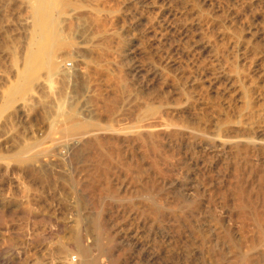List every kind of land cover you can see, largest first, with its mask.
Listing matches in <instances>:
<instances>
[{
    "label": "rangeland",
    "instance_id": "374dc122",
    "mask_svg": "<svg viewBox=\"0 0 264 264\" xmlns=\"http://www.w3.org/2000/svg\"><path fill=\"white\" fill-rule=\"evenodd\" d=\"M32 2V0H0V111L2 112V114L0 112V264H55V262L56 264H61L60 261L62 259V261H64L67 256H70L69 258H66L68 261H72V259L75 261L77 254H66L62 251V248L67 242L69 243L71 241V244L73 240L75 242L79 235L85 236V233L88 235L83 237L84 243L86 242L89 244L88 242L91 241L92 243L96 240L97 232L93 229L96 225V218L98 219L99 217L105 220L106 224H104L103 227L106 231L109 229L107 232L112 233L111 236L113 237V240H110L106 236L103 237L105 247L107 243V249L110 246L114 249L113 254L109 252L111 248L109 250L106 249L101 258L102 263L115 264V261L119 258L120 260H117L119 261V264H172V258L170 255L171 246L169 243L171 225L169 221V210L167 207L169 199L173 197L174 194L184 195L191 189L192 191L194 189H200V191L203 192L205 191V188H210V185L212 187H218L221 184L224 187V185H227L232 181V178L234 179V177H232V171H234V157L232 153L223 152L218 146L220 144L219 141V143L217 141H212L215 143L212 144V137L213 139L218 137L221 138L224 134L225 137L230 135H240L245 137L248 134V136L253 137L254 135L257 139H262V141H264V0H67V2L70 3V8H68L67 11L68 13L75 9L76 11L78 10L77 12L74 11L75 15L73 16L76 20L72 18L73 21L70 26H63L65 29L64 33L66 32L64 34L65 38L69 37L68 41L66 40L69 46L61 50L59 49V51L56 52L53 64H57V68H55L56 66H53V68L51 66L49 68L44 67L37 69V75L34 74L36 76L34 82H31L29 90L22 93L17 92V95L15 94V87L19 86L18 83H24L25 75L27 73L26 60L29 52L28 50L33 47L30 45V42L33 43L31 40H33L34 37H32L34 27L30 14ZM183 4H185V6ZM85 7L87 8L85 9ZM96 8L98 11H96ZM101 8L104 9L102 10ZM90 9L93 10L90 11ZM201 12L202 15L199 17ZM94 13L99 16L104 15V17L102 16L101 18L107 20L108 27H106V30L108 28V34L113 33L112 36H115L112 40L114 41L113 44L111 42L110 51L106 53V55L108 54L107 56L98 55V53L92 52L91 50L92 44L94 41H97V33L95 32L97 26L95 25L94 20H91V15ZM192 37H195L194 40ZM123 44L126 46L124 47V50ZM158 45L160 46L157 47ZM76 46L77 48H75ZM256 48L257 50H255ZM215 49L217 51H215ZM95 57L99 58L101 62ZM159 58H161V60ZM159 60L161 61L160 63ZM186 63L190 65H187ZM162 65H165L167 68H164ZM156 66H158V68L161 67L162 69H157ZM50 68L51 70L54 69L52 70L53 72L49 70ZM153 68H156L157 70H154ZM189 68L191 69L189 70ZM160 70L164 72L165 75L167 74L166 79H168V81L166 80L167 83L164 81L166 86L165 84L161 86L163 80L159 81L161 85L157 82L158 80H155L157 77L154 76V72H161ZM182 72H185L187 75ZM168 73L170 76H168ZM192 73H195V76ZM179 74H181V77H179ZM184 74L187 77L184 76ZM236 75V80H241L240 82L243 83L241 84L238 81L239 83L237 82L234 86L229 83V80H234ZM241 75L243 76L241 77ZM173 77L178 79L176 80ZM123 78H125V81ZM181 78L183 80L190 79H188L189 83L187 82L190 86L186 83L185 88L189 89L192 87L189 89L190 91L192 90L191 93L188 92V90V97L185 98L186 95H184V99L179 96L181 93L178 94L177 92V89L179 88L177 85L181 83ZM193 79H197V82H190L193 81ZM174 82L177 83V88H175L176 86ZM244 84L246 89L249 88V94L246 90L247 95L251 94L249 98L255 103L250 104V106H253L248 109L250 110V119H248L250 124L248 123V120L246 124L245 119L243 120L242 118L243 122H245L243 123L245 127H242L244 125L241 127L238 125L239 127L232 126L234 129H231L232 123L230 122L233 121L234 116L241 119V117L239 118L241 114L239 112L242 110V114L245 112L247 113L245 107L247 108L248 105L245 106L247 103L244 104L245 99H243L245 98L243 95V90H245V86H243ZM202 85L203 87L206 86L205 89H203ZM241 85L243 86V89L241 88ZM195 86H198V89H196ZM193 87H195V89ZM164 91L167 94H165ZM12 94L13 96L17 95L16 100L15 97L14 99L12 98ZM115 94L117 95L113 96ZM190 94L192 95L190 96ZM110 95L113 97L121 95V97L119 96L118 98H115L116 100L118 99L117 101H113L114 103L118 102L116 105H113L112 102H110V106L108 105L109 107L113 106V108H116V111L112 108V111H115L113 112L115 115H112V120L109 122L103 120V122L101 118L105 116L106 111L108 112V109L105 108L104 104L106 103V100L107 104L109 103L108 101L112 97ZM193 96L195 98H192ZM242 96L243 98H241ZM9 97L15 101L12 102V100L11 105ZM155 98L157 100L159 98V100H162V103L160 102L161 105L160 103L158 104L159 100L157 101ZM197 98H199V100H197ZM115 99L113 98V100ZM148 99H150L149 102H147ZM166 100L168 105H163L167 104L166 102H163ZM75 101L77 102L76 104ZM246 101L248 100L246 99ZM8 102H10L9 105ZM63 103L65 105H72L74 103L77 106V110H79V115L82 114V116H80L81 119L93 120L99 123L95 126V129L93 127L91 128V131L89 130L90 132L88 131L89 133H85V136L90 133L93 134L96 130L94 133L101 132L103 133V136L109 135L115 140V142H117L115 144H118L117 146L119 148L116 145L114 146L116 147L114 154L120 153V157L116 156V158L114 155L112 163H109L110 165L108 166V170L112 171V173L111 171L108 173L110 178L109 181H111L110 183L114 184V186L116 185L115 188L117 194H110L109 197L104 198L105 200L102 199V202H99L100 200H98V196L95 195L96 193L98 194L100 185L98 186V183L95 184V186L97 185L96 189H99L96 190L93 188L97 191L96 192L95 190H91L93 185L90 184L93 179L92 174L96 173L94 169L98 170L96 163L86 159V157H83L82 159L80 157L77 158L76 155H71L70 152H67V147L65 148L66 144H68V146L71 144L72 147L73 142L76 143L77 140L80 139L79 136L84 138V135L63 138L64 136L60 131H56V133H58L57 135L55 132H53L55 135H49L51 130L50 125L54 122L57 115V107L59 108V106L64 105ZM151 103L155 105L157 104V110L161 106L159 111L163 109L162 113L166 110V116L164 113L162 115L166 118L169 117V119L172 118L171 120H177V122L174 123H180V121L183 122L188 117V122L196 123V125H198L197 128L200 124V127L205 131V137L199 136L200 138L203 137L202 139L199 137L191 138L189 134H187L186 137V134H180V136L166 141V148L164 147V144L163 147H161V149H163L161 150L162 152L159 150V154L157 155L156 153H158V151L154 152L149 147L148 150H146L147 148H143L144 144L140 142L138 136L136 137L137 133L135 131L138 130L136 128H139L142 125L145 118H142L141 121L140 116L143 115L142 117H145L146 113L143 112H146L147 107ZM169 103H172L173 106ZM187 103L191 106V103L196 104L192 107H189L190 105L188 104L187 107ZM184 104L185 108L188 109L183 108ZM174 105L177 106L174 107ZM179 105L182 106L181 108L183 109H181ZM164 106L169 107L164 108ZM171 107L175 108L174 112L176 111L177 113L175 112V114H173L174 112ZM176 107L179 108V111ZM182 110L187 114L183 113V115L186 116V119H183L185 116L183 117L181 113ZM192 111H194V114ZM232 112L235 115H233ZM169 113L171 116L168 115ZM178 113H180L181 116H179L180 114L177 115ZM226 113L229 114L231 119L233 116V119L231 120L229 119L230 117H228L226 120V117L228 116ZM178 116L180 117V120L178 119ZM193 117H196L197 120L200 121L198 122L195 120L196 118ZM115 118L117 120H114ZM202 118L204 121H202ZM222 118L225 122L220 121ZM238 119L236 121H238ZM135 124L139 126L137 127ZM226 124H228V128H226ZM223 125L225 129L224 127L222 129L224 130L220 128ZM131 127L132 129H130ZM246 127L248 128L245 129ZM102 129L104 130L102 131ZM248 129H250V131H248ZM219 130L221 132H218ZM219 134H222L221 137L218 136ZM52 136L55 137L51 140ZM209 138L210 141L208 140ZM140 143H142L143 146ZM52 145L57 147V149ZM28 146L29 148L31 146L30 149H32V151L28 149L29 151L27 153H30L28 155L26 153L27 150H25V153L23 152V154L26 155L24 156L22 154L23 157L21 156V158L25 157L24 159L19 158L20 160H17L16 157H13L16 156L14 154L23 151ZM15 149L17 150L13 151ZM43 149L45 150L43 151ZM168 151L170 155L168 154ZM145 152L147 153L145 154ZM61 153L66 157L64 158ZM165 154L168 155L166 156ZM263 154L264 150L253 152L249 161H251V164L253 165H261L260 167L264 168ZM153 155L157 157L158 161ZM192 156H194V158H192ZM253 156L254 158H252ZM223 160H225V162ZM241 162L243 163V161ZM242 163L240 165L244 167L245 163ZM153 165L158 166L156 168ZM158 171H160V173H158ZM199 175L200 177H198ZM88 176H91L90 178L92 179ZM202 176L204 177L202 178ZM193 186H196V188ZM147 187L150 188V190L154 187L153 191L151 190V194H153L152 200L157 201L162 199L163 206L160 208V214L157 217L158 219L153 217L155 215L153 212H150V207H148L151 206L153 202L147 201L140 196L139 191L141 189L145 190ZM175 190L178 191L176 192ZM118 192L120 194H118ZM151 194L150 196L152 197ZM166 197L168 198L166 199ZM217 197L218 196L215 198V202L218 203L217 206L222 207L223 203L221 202V199ZM146 204H148V206ZM218 209V213L221 214L220 208ZM98 214L100 216H98ZM163 219L166 220L164 221ZM75 226L77 227L75 228ZM87 229L89 231H87ZM137 241H140L144 245L143 250L135 247ZM112 243H114V245L108 246ZM168 248L170 249L168 250ZM60 249L65 253L62 254L64 257L61 256ZM68 261L65 260V262Z\"/></svg>",
    "mask_w": 264,
    "mask_h": 264
},
{
    "label": "bare ground",
    "instance_id": "6f19581e",
    "mask_svg": "<svg viewBox=\"0 0 264 264\" xmlns=\"http://www.w3.org/2000/svg\"><path fill=\"white\" fill-rule=\"evenodd\" d=\"M32 4H31V18H32V23H33V27H34V33L32 35L33 37V43L30 42L33 47L32 49L28 50V56H27V63H26V68H27V73L25 75V80H24V83L23 84H19V86H16L15 87V94H17V92H24V91H27L29 90L30 88V84L31 82L33 81L34 82V79H35V76L37 75L36 74V70L39 69V68H46V67H51L53 68V66L55 67L56 65H54L53 63V60H54V56H56V52L59 51V49H63L67 46H69V44L67 43L68 41V38H65V29L63 28V26H70V24L72 23V18H74L73 16L75 15V10L71 11V12H67L68 11V8H70V3L67 2V0H32ZM86 1V0H85ZM97 1V0H96ZM108 1V0H107ZM181 1V0H180ZM185 1V0H184ZM81 2V1H80ZM84 2V1H82ZM75 3V2H74ZM80 4V3H79ZM100 4V3H99ZM97 4V5H99ZM107 4V3H106ZM160 4V3H159ZM88 5V4H87ZM86 5V6H87ZM108 5V4H107ZM113 5V4H112ZM185 6V4H183ZM181 6V5H180ZM199 6V5H198ZM76 7V6H75ZM88 7V6H87ZM85 7V9L87 8ZM96 7V6H95ZM104 7V6H103ZM111 7V6H110ZM117 7V6H116ZM30 8V7H29ZM99 8V6H98ZM186 8V7H185ZM184 8V9H185ZM193 8V7H192ZM204 8V7H203ZM78 9V8H77ZM89 9V7H88ZM97 9V8H96ZM102 9V8H101ZM104 9V8H103ZM102 9V10H103ZM117 9V8H116ZM160 9V8H159ZM199 9V8H198ZM205 9V8H204ZM93 10V9H92ZM90 9V11H92ZM95 10V9H94ZM119 10V9H118ZM137 10V9H136ZM140 10V9H139ZM75 11V12H74ZM83 11V9H82ZM86 11V10H85ZM88 11V10H87ZM98 11V9L96 10ZM124 11V10H123ZM154 11V10H153ZM195 11V10H194ZM95 12V11H93ZM102 12V11H101ZM100 12V13H101ZM121 12V11H120ZM143 12V11H142ZM200 12V11H199ZM198 12V13H199ZM82 13V12H81ZM84 13V12H83ZM88 13V12H87ZM111 13V12H110ZM77 14V13H76ZM92 14V13H91ZM99 14V12H98ZM88 15V14H87ZM118 15V14H117ZM146 15V14H145ZM149 15V14H148ZM189 15V14H188ZM193 15V14H192ZM200 15H202V12L201 14H199V17ZM80 16V15H79ZM104 17V15H102ZM101 15H97L96 13H94L93 15H91V20H94V23L95 25L97 26V30H95V32L97 33V41L92 44V52H96L98 53V55L100 54L101 56L102 55H106V53H108L110 50V45H111V42L113 44L114 41L113 38H115V36L113 37L112 34H108L107 30H106V27L107 26V20L101 18L102 17ZM111 16V15H110ZM180 16V15H179ZM186 16V15H185ZM197 16V15H196ZM210 16V15H209ZM76 17V16H75ZM148 17V16H147ZM164 17V16H163ZM187 17V16H186ZM87 18V17H86ZM106 18V17H105ZM195 18V16H194ZM193 18V19H194ZM197 18V17H196ZM76 20V18H74ZM111 19V18H110ZM191 19V18H190ZM81 20V19H80ZM171 20V19H170ZM179 20V19H178ZM192 20V19H191ZM200 20V19H199ZM122 21V20H121ZM134 21V20H133ZM81 22V21H80ZM182 22V21H181ZM194 22V21H193ZM216 22V21H215ZM93 23V21H92ZM93 23V24H94ZM113 23V22H112ZM118 23V22H117ZM127 23V22H126ZM212 23V22H211ZM172 24V23H171ZM192 24V23H191ZM126 25V24H125ZM135 26V24H134ZM74 27V26H73ZM80 27V26H79ZM113 27V26H112ZM75 28V27H74ZM96 28V27H95ZM146 28V27H145ZM177 28V27H176ZM139 29V28H138ZM175 29V28H174ZM68 30V29H67ZM119 30V29H118ZM143 30V29H142ZM151 30V28H150ZM167 31V30H166ZM165 31V32H166ZM169 31V30H168ZM194 31V30H193ZM198 31V30H197ZM202 31V29H201ZM212 31V30H211ZM148 32V31H147ZM75 33V32H74ZM174 33V32H173ZM83 34V33H82ZM120 34V33H119ZM165 34V33H164ZM188 34V33H187ZM71 35V34H70ZM73 35V34H72ZM191 35V33H190ZM189 35V36H190ZM195 35V34H194ZM193 35V36H194ZM213 35V34H212ZM121 36V35H120ZM149 36V35H148ZM151 36V35H150ZM188 36V37H189ZM202 36V35H201ZM73 37V36H72ZM159 37V36H158ZM187 37V39H188ZM196 37V36H195ZM194 37V38H195ZM203 37V36H202ZM121 38V37H120ZM133 38V37H132ZM194 38L192 37V39L194 40ZM118 39V38H116ZM191 39V38H190ZM191 39V40H192ZM203 39V38H201ZM67 40V41H66ZM149 40V39H148ZM173 40V39H172ZM189 40V39H188ZM187 40V41H188ZM204 40V39H203ZM206 40V39H205ZM249 40V39H248ZM190 41V40H189ZM239 41V40H238ZM236 41V42H238ZM83 42V41H82ZM85 42V41H84ZM195 42V41H194ZM209 42V41H208ZM160 43V42H159ZM197 43V42H196ZM241 43V42H240ZM143 44V43H142ZM183 44V43H182ZM185 44V43H184ZM214 44V43H213ZM237 44V43H236ZM235 44V45H236ZM73 45V44H72ZM85 45V44H84ZM124 45V44H123ZM195 45V44H194ZM207 45V44H206ZM205 45V46H206ZM215 45V44H214ZM234 45V46H235ZM259 45V44H258ZM74 46V45H73ZM117 46V45H116ZM122 46V45H120ZM160 45H158L157 47H159ZM124 47H126L125 45L123 46V50H124ZM146 47V46H145ZM154 47V46H153ZM179 47V46H178ZM177 47V48H178ZM191 47V46H190ZM77 48V46L75 47ZM74 48V49H75ZM214 48V47H213ZM217 48V47H216ZM261 48V47H260ZM72 49V48H70ZM73 49V50H74ZM126 49V48H125ZM140 49V48H139ZM187 49V48H186ZM77 50V49H76ZM118 50V49H117ZM203 50V49H202ZM201 50V51H202ZM210 50V49H209ZM257 50V48L255 49ZM69 51V50H68ZM113 51V50H112ZM184 51V50H183ZM215 51H217L215 49ZM80 52V50H79ZM118 52V51H116ZM127 52V50H126ZM133 52V51H132ZM158 52V51H157ZM83 53V52H82ZM155 53V52H154ZM161 53V52H160ZM192 53V52H191ZM196 53V52H195ZM212 53H217V52H212ZM258 53V52H256ZM74 54V53H73ZM188 54V53H187ZM194 54V53H193ZM211 54V53H210ZM68 55V54H67ZM93 55V54H92ZM125 55V54H124ZM127 55V54H126ZM185 55V54H184ZM199 55V54H198ZM216 55V54H215ZM223 55V54H222ZM58 56V55H57ZM62 56V54H61ZM60 56V57H61ZM115 56V55H114ZM159 56V55H158ZM196 56V55H195ZM235 56V55H234ZM134 57V56H133ZM218 57V56H217ZM57 58V57H55ZM70 58V57H69ZM75 58V57H74ZM96 58V57H95ZM116 58V57H115ZM139 58V57H138ZM194 58V57H193ZM216 58V57H215ZM226 58V57H225ZM58 59V58H57ZM72 59V58H71ZM70 59V60H71ZM96 59H99V58H96ZM108 59V58H107ZM119 59V58H118ZM154 59V58H153ZM152 59V60H153ZM161 60V58H159ZM189 59V58H188ZM197 59V57H196ZM202 59V58H201ZM222 59V58H221ZM109 60V59H108ZM130 60V59H129ZM128 60V61H129ZM159 60V63L161 62ZM173 60V59H172ZM177 60V59H176ZM183 60V59H182ZM191 60V59H190ZM226 60V59H225ZM25 61V62H26ZM91 61V60H90ZM93 61V60H92ZM100 61V59H99ZM103 61V60H102ZM115 61V60H114ZM118 61V60H117ZM158 61V60H156ZM169 61V60H168ZM189 61V60H188ZM195 61V60H194ZM198 61V60H197ZM219 61V60H218ZM217 61V62H218ZM229 61V60H228ZM227 61V62H228ZM235 61V60H234ZM94 62H95V59H94ZM101 62V61H100ZM154 62V61H153ZM179 62V61H178ZM186 62V60H185ZM203 62V61H202ZM67 63V62H66ZM122 63V62H121ZM158 63V62H157ZM205 63V62H204ZM213 63V62H212ZM60 64V63H59ZM79 64V63H78ZM187 65H190L188 63H186ZM199 64V63H198ZM202 64V63H201ZM217 64V63H216ZM67 65V64H66ZM99 65V64H98ZM97 65V66H98ZM166 65V64H165ZM165 65H162L164 66V68H167L165 67ZM168 65V64H167ZM194 65V64H193ZM60 66V65H59ZM103 66V65H102ZM101 66V67H102ZM111 66V65H109ZM125 66V65H123ZM207 66V65H206ZM205 66V67H206ZM223 66V65H222ZM230 66V65H229ZM232 66V65H231ZM118 67V66H117ZM120 67V66H119ZM180 67V66H179ZM57 68V66L55 67ZM61 68V67H60ZM75 68V67H74ZM73 68V69H74ZM144 68V67H143ZM157 69H160L158 68V66H156ZM155 68V69H156ZM183 68V67H182ZM199 68V67H198ZM222 68V67H221ZM232 68V67H231ZM114 69V68H113ZM134 69V68H133ZM154 69V68H153ZM154 69V70H155ZM156 69V70H157ZM162 69V68H161ZM169 69V68H168ZM167 69V70H168ZM174 69V68H173ZM185 69V68H183ZM191 68H189L190 70ZM215 69V67H214ZM235 69V68H234ZM233 69V70H234ZM237 69V68H236ZM241 69V67H240ZM48 70V69H47ZM51 70V68L49 69ZM54 70V69H52ZM51 70V71H52ZM107 70V69H105ZM172 70V68H171ZM170 70V71H171ZM176 70V69H175ZM182 70V69H181ZM187 70V69H186ZM221 70V69H220ZM25 71V72H26ZM88 71V70H87ZM161 71V70H160ZM164 71V69H163ZM204 71V70H203ZM202 71V72H203ZM217 71V70H216ZM241 71V70H240ZM38 72V71H37ZM50 72V71H49ZM53 72V71H52ZM62 72V71H61ZM68 72V71H67ZM84 72V71H83ZM122 72V71H121ZM150 72V71H149ZM154 72V71H153ZM165 72V71H164ZM164 72H154V76L157 77V79L155 80H158L157 82L159 83V81L163 80L162 81V85L163 86L165 83L164 81L167 83L168 79H166V76L167 74L165 75ZM176 72V71H175ZM191 72V71H190ZM189 72V73H190ZM194 72V71H193ZM218 72V71H217ZM66 73V72H65ZM117 73V71H116ZM182 73H185V72H182ZM196 73V72H195ZM195 73H192L194 74L195 76ZM214 73V72H213ZM228 73V72H227ZM243 73V72H242ZM25 74V73H24ZM23 74V75H24ZM36 74V75H34ZM68 74V73H67ZM89 74V73H88ZM141 74V73H140ZM186 74V73H185ZM184 74V76H186ZM219 74V73H218ZM238 74V73H236ZM245 74V73H244ZM22 75V74H21ZM60 75V74H59ZM65 75V74H64ZM70 75V74H69ZM121 75V74H120ZM181 74H179V77ZM191 75V74H190ZM189 75V76H190ZM197 75V74H196ZM202 75V74H201ZM212 75V74H211ZM66 76V75H65ZM71 76V75H70ZM90 76V75H89ZM124 76V75H123ZM122 76V77H123ZM168 76L169 73H168ZM240 76V75H239ZM243 75H241L242 77ZM20 77V76H19ZM22 77V76H21ZM34 77V78H33ZM40 77V76H39ZM85 77V76H84ZM92 77V76H91ZM138 77V76H137ZM145 77V76H144ZM154 77V78H155ZM183 77V76H182ZM187 77V76H186ZM214 77V76H213ZM230 77V76H229ZM232 77V76H231ZM38 78V76H37ZM41 78V77H40ZM55 78V77H54ZM67 78V77H66ZM126 78V77H125ZM125 78L124 81H125ZM153 78V79H154ZM174 79H176L175 77H173ZM191 78V77H190ZM197 78V77H196ZM240 78V77H238ZM244 78V77H243ZM247 78V77H246ZM33 79V80H32ZM105 79V78H104ZM112 79V78H111ZM172 79V78H171ZM178 79V78H177ZM176 79V80H177ZM182 79V78H181ZM189 79V78H188ZM188 79H185V80H181V83L179 85H177L179 88L177 89V92L178 94L181 93V95H179L180 97H184V95H186L185 98L188 97L187 95V91L189 89L185 88L186 86V83L188 82ZM231 79V78H230ZM234 79V78H232ZM237 79V75H236V78L234 80H229V83H231V85H234L237 84V82L241 81V80H236ZM242 79V78H240ZM21 80V78H20ZM39 80V79H38ZM69 80V79H67ZM93 80V79H92ZM95 80V79H94ZM116 80V79H115ZM131 80V79H130ZM167 80V81H166ZM173 80V79H172ZM190 80V79H189ZM197 80V79H196ZM193 79V81H190V82H194L196 81ZM206 80V79H205ZM247 80V79H246ZM106 81V79H105ZM121 81V80H120ZM128 81V80H127ZM126 81V82H127ZM199 81V80H198ZM210 81V80H209ZM217 81V80H216ZM243 81V80H242ZM19 82V81H18ZM70 82V81H69ZM114 82V81H113ZM125 82V83H126ZM176 82V81H175ZM174 82V83H175ZM197 82V81H196ZM238 82V83H239ZM86 83V82H85ZM120 83V82H119ZM170 83V82H168ZM189 83V82H188ZM187 83L188 86H190L189 84ZM202 83V82H201ZM241 83V82H240ZM243 83V82H242ZM241 83V84H242ZM245 83V82H244ZM252 83V81H251ZM34 84V83H33ZM39 84V83H38ZM60 84V83H59ZM105 84V83H104ZM111 84V83H110ZM129 84V83H128ZM171 84V83H170ZM177 83H175V86H176ZM197 84V83H196ZM199 84V82H198ZM197 84V85H198ZM203 84V83H202ZM213 84V83H212ZM224 84V83H223ZM259 84V83H257ZM61 85V84H60ZM89 85V84H88ZM106 85V84H105ZM157 85V84H156ZM169 85V84H167ZM172 85V84H171ZM174 85V84H173ZM182 85V86H181ZM194 85V84H193ZM204 85V84H203ZM202 85V87H203ZM221 85V84H220ZM239 85V84H238ZM249 85V84H248ZM247 85V86H248ZM253 85V84H252ZM124 86V85H123ZM127 86V85H126ZM166 86V84H165ZM164 86V87H165ZM174 86V87H175ZM177 86L175 88H177ZM201 86V85H200ZM218 86V85H217ZM222 86V85H221ZM226 86V85H225ZM242 86V85H241ZM240 86V87H241ZM245 86V84L243 85ZM243 86L241 87L243 89ZM163 87V88H164ZM196 87V86H195ZM195 87H193L195 89ZM206 87V86H205ZM205 87H203V89H205ZM33 88V87H32ZM88 88V86H87ZM91 88V87H90ZM140 88V87H139ZM173 88V87H171ZM201 88V87H200ZM229 88V87H228ZM236 88V87H235ZM245 90L243 95L245 98H243V96L241 98L246 99L248 101H244V104L245 106H247V108L245 107V109H247V113L245 114H242V110L239 116V118L241 117V119H238V117L234 116V119H233V116H232V119L233 121H231L230 123H232L231 125V129H234L232 128L233 127H241L242 125H244L243 123V120L245 119L246 121V124H247V120L250 119V110H248L250 107V104L253 103V101L251 100V98H249L250 95H247V92L249 94V88L246 89V86L244 87ZM35 89V87H34ZM73 89V88H72ZM108 89V88H107ZM119 89V88H118ZM193 89V90H194ZM196 89H198V86L196 87ZM202 89V88H201ZM217 89V88H216ZM221 89V88H220ZM226 89V88H225ZM240 89V88H239ZM59 90V89H58ZM85 90V89H84ZM133 90V89H132ZM141 90V89H140ZM175 90V89H174ZM241 90V89H240ZM247 90V92H246ZM31 91V89H30ZM37 91V90H36ZM69 91V90H68ZM116 91V90H115ZM162 91V90H161ZM176 91V90H175ZM174 91V92H175ZM192 91V90H191ZM191 91L189 90L188 92L191 93ZM196 91V90H195ZM199 91V90H198ZM207 91V90H205ZM242 91V90H241ZM38 92V91H37ZM165 92V91H164ZM172 92V91H171ZM170 92V93H171ZM237 92V91H236ZM116 93V92H115ZM176 93V92H175ZM199 93V92H198ZM253 93V92H252ZM256 93V92H255ZM254 93V94H255ZM4 94V93H3ZM14 94V95H15ZM39 94V93H38ZM98 94V93H97ZM120 94V93H119ZM165 94H167L165 92ZM172 94V93H171ZM195 94V92H194ZM193 94V95H194ZM205 94V93H204ZM221 94V93H220ZM18 95V94H17ZM16 95V96H17ZM99 95V94H98ZM117 94L113 95V96H116ZM137 95V94H136ZM163 95V94H162ZM183 95V96H182ZM192 94H190L191 96ZM218 95V94H217ZM242 95V93H241ZM240 95V96H241ZM16 96H13L12 94V98L14 99L15 97V100H16ZM61 96V95H60ZM91 96V95H90ZM112 96V95H110ZM111 97L110 100L108 101L109 103L107 104V100L105 101L106 103L104 104L105 105V108L108 109V112L106 111L105 113V116L102 117V121L106 120V121H110L112 120V115L114 114L113 112H115L116 108H113L112 107H109L110 106V102L113 103V105L118 102H113V101H117L115 98H118L119 96L121 97V95H118V97ZM130 96V95H129ZM149 96V94H148ZM171 96V95H170ZM211 96V95H210ZM220 96V95H219ZM254 96V95H253ZM11 97V96H10ZM9 97V98H10ZM109 97V96H107ZM106 97V98H107ZM139 97V96H138ZM147 97V96H146ZM159 97V96H158ZM71 98V97H70ZM98 98V97H96ZM105 98V99H106ZM113 98L115 100H113ZM140 98V97H139ZM145 98V97H144ZM172 98V97H171ZM190 98V97H189ZM192 98H195L194 96ZM191 98V99H192ZM200 98V97H199ZM199 98H197V100H199ZM203 98V97H202ZM208 98V97H206ZM210 98V97H209ZM220 98V97H219ZM254 98V97H252ZM11 99V98H10ZM9 101L11 102L13 99H11ZM27 99V98H26ZM62 99V98H61ZM73 99V98H72ZM156 99V98H155ZM160 99V98H159ZM158 99V100H159ZM176 99V98H174ZM173 99V100H174ZM180 99V98H179ZM184 99V98H183ZM182 99V100H183ZM251 101H250V100ZM55 100V99H54ZM91 100V99H89ZM99 100V99H97ZM120 100V99H119ZM124 100V99H123ZM144 100V99H143ZM150 99H148L147 102H149ZM157 100V99H156ZM157 100V101H158ZM171 100V99H170ZM181 100V99H180ZM208 100V99H207ZM218 100H221V99H218ZM73 101V100H72ZM94 101V99H93ZM92 101V102H93ZM179 101V100H178ZM177 101V103H178ZM189 101V100H188ZM187 101V102H188ZM195 101V100H194ZM255 101V100H254ZM8 102V105L9 103ZM12 102H15L14 100ZM12 102L10 103V105L12 104ZM47 102V101H46ZM86 102V101H85ZM104 102V101H103ZM143 102V101H142ZM152 102V101H150ZM162 103V100H159L158 104L159 103ZM164 103L166 102L167 103V100L166 101H163ZM186 102V100H185ZM192 102V101H191ZM251 102V103H250ZM1 103V102H0ZM65 103V102H64ZM63 103V104H64ZM71 103V102H70ZM69 103V104H70ZM77 102L75 101V104ZM94 103V102H93ZM154 103V101H153ZM149 104V106L147 107V110L146 112H143V113H146L145 114V117H141V121H142V118L144 119L143 122H142V125L139 127V128H136L138 130H136L135 132L137 133L136 137L138 136L140 142V144H142L143 148L146 147L148 150V147L151 148L152 151L154 152H157V154H159V150H163L161 149V147H164L166 148V141H168L169 139H173L175 137H178L180 136V134H186L185 137L187 136V134H189V136L191 138H195V137H199V136H203L205 137V131H203V129L200 127L201 125L199 124V127L197 128L198 125H196V123H190L188 122V117L186 119V116L183 115V110H182V115L183 117L185 116V118L183 119H186L184 120L183 122L180 121V123H174V122H177V120L173 121L171 119H169V117H165V112L166 110L163 112L164 115H162V110H160V107L159 109L157 110L156 108V105L155 104ZM157 103V102H156ZM180 103V102H179ZM181 103H184V102H181ZM232 103V102H231ZM50 104V103H49ZM66 104V103H65ZM61 105L59 106V108L57 107V115L55 117V120L53 123H51L50 125V136L51 134L52 135H55L53 134V132L56 133V131H60L62 133V135L64 136L63 138H70V137H74L76 135H84L85 133H87L89 130L91 131L94 127V129L96 128L95 126L98 125L99 123L96 122V121H93V120H86V119H81L80 116H82V114L79 115V110H77V106L73 103L72 105ZM96 104V103H95ZM94 104V105H95ZM147 104V103H146ZM145 104V105H146ZM170 104V103H169ZM172 104V103H171ZM170 104V105H171ZM186 104V103H185ZM185 104H184V109H188V108H185ZM188 104L187 103V107H188ZM192 106L195 105L193 103H191ZM255 104V103H253ZM84 105V104H83ZM92 105V106H94ZM109 105V106H108ZM123 105V104H122ZM155 105V107H154ZM163 105H168L167 104H163ZM163 105H162V108H163ZM169 105V106H170ZM178 105V104H177ZM177 105H174L177 106ZM181 105V104H180ZM179 105V106H180ZM190 105V104H189ZM53 106V105H52ZM55 106V105H54ZM97 106V105H95ZM101 106V105H100ZM108 106V107H107ZM118 106V105H117ZM115 106V107H117ZM169 106H166L167 108ZM173 106V104H172ZM183 106V104H182ZM180 106V108L182 107ZM191 105L189 107H192ZM215 106V105H214ZM220 106V105H219ZM243 106V105H242ZM259 106V105H258ZM24 107V106H23ZM36 107V106H35ZM164 106V108H166ZM229 107V106H228ZM241 107V106H240ZM28 108V107H27ZM40 108V107H39ZM87 108V107H86ZM100 108V107H99ZM98 108V109H99ZM104 108V107H103ZM115 111H112L113 109ZM177 110L179 109L178 107H176ZM181 108V109H183ZM194 108V107H193ZM216 108V107H215ZM223 108V107H222ZM170 109V108H169ZM173 109V112L175 110V108H172ZM244 109V110H245ZM144 110V111H145ZM197 110V109H196ZM224 110V109H223ZM28 111V110H27ZM89 111V110H88ZM98 111V110H97ZM104 111V110H103ZM118 111V110H117ZM161 113H159V112ZM179 111V110H178ZM191 111V110H190ZM220 111V110H219ZM1 112V111H0ZM176 112V111H175ZM175 112L173 114H175ZM193 114H194V111H192ZM224 112V111H223ZM234 112V110H233ZM232 112V114H233ZM237 112V111H236ZM51 113V112H50ZM88 113V112H87ZM92 113V111H91ZM97 113V112H96ZM103 113V112H102ZM171 113V112H170ZM170 113L168 114L169 116ZM177 113V112H176ZM2 114V112H1ZM25 114V113H24ZM44 114V113H43ZM84 114V113H83ZM93 114V113H92ZM100 114V112H99ZM161 114V115H160ZM167 114V113H166ZM172 114V116H173ZM180 113H178L177 115H179ZM186 114V113H184ZM189 114V113H188ZM222 114V113H221ZM227 114V113H226ZM104 115V114H103ZM115 115V114H114ZM187 115V114H186ZM197 115V114H196ZM202 115V114H201ZM228 116L226 117V120L229 116V114H227ZM235 115V114H233ZM239 115V114H238ZM122 116V115H121ZM120 116V117H121ZM181 116V114L179 115ZM178 116V117H179ZM203 116V115H202ZM216 116V115H215ZM26 117V115H25ZM91 117V116H90ZM177 117V118H178ZM190 117V116H189ZM34 118V117H33ZM93 118V117H91ZM90 118V119H91ZM96 118V117H95ZM94 118V120H95ZM98 118V117H97ZM124 118V117H123ZM192 118V117H191ZM193 118H196V117H193ZM238 121H236L237 119ZM243 118V120H242ZM22 119V118H21ZM44 119V118H43ZM49 119V118H48ZM129 119V118H127ZM180 120V117L178 118ZM190 119V118H189ZM203 119V118H202ZM231 119V117L229 118ZM231 119V120H232ZM260 119V118H259ZM99 120V119H98ZM114 120H117L116 118ZM178 120V121H179ZM192 120V119H191ZM190 120V121H191ZM197 120V118L195 119ZM193 120V121H195ZM213 120V119H212ZM103 121V122H104ZM140 121V123H141ZM173 121V122H172ZM198 121V120H197ZM200 121V120H199ZM198 121V122H199ZM204 121V119L202 120ZM221 122L223 121V118L220 120ZM230 121V120H229ZM100 122V120H99ZM129 122V121H128ZM196 122V121H195ZM225 122V121H223ZM250 121L248 120V123ZM46 123V122H45ZM124 123V122H123ZM133 123H136V122H133ZM132 123V124H133ZM139 123V125H140ZM228 124H230L229 122H227ZM21 124V123H20ZM34 124V123H33ZM110 124V123H109ZM108 124V125H109ZM212 124V123H211ZM223 124V123H222ZM226 124V128L227 125ZM250 124V123H249ZM32 125V124H31ZM107 125V126H108ZM111 125V124H110ZM137 125V124H135ZM137 125V127L139 126ZM239 125V126H238ZM18 126V125H17ZM100 126V125H99ZM106 126V125H105ZM132 126V125H131ZM220 126V125H219ZM248 126V125H247ZM133 127V126H132ZM132 127L130 129H132ZM213 127V126H212ZM224 127V125L222 127H220L221 129ZM242 127H245L242 126ZM99 128V127H98ZM117 128V127H115ZM217 128V127H216ZM248 127H246L245 129H247ZM101 129V128H100ZM99 129V130H100ZM225 129V127H224ZM222 129V130H224ZM236 129V128H235ZM239 129V128H238ZM242 129V128H240ZM251 129V128H250ZM250 129H248V131H250ZM253 129V128H252ZM26 130V129H25ZM28 130V129H27ZM98 130V129H97ZM104 129H102L103 131ZM106 130V129H105ZM110 130V129H109ZM124 130V128H123ZM129 130V129H128ZM135 130V128H134ZM218 130V129H216ZM89 131V132H90ZM94 131V130H93ZM96 131V130H95ZM94 131V132H95ZM133 131V130H132ZM131 131V133H132ZM203 131V132H202ZM226 131V130H225ZM238 131V130H237ZM88 132V133H89ZM90 133V134H87V136L84 135V138H81L77 140L76 143L73 142L72 144V147H71V144L70 146H68V144L65 145V148L67 149V152L72 155H76L77 158H83V157H86V159L90 160V161H94L96 163V166L98 167V170L94 169L96 171L95 174H92V178H89L93 180H91V185L90 187H92V191L96 189V186L95 184L98 183V186H99V189H96V190H99L98 194L96 192H93V193H96L95 195H97L98 197V200H100L99 202H102V199L105 200L104 198L106 197H109L110 194H117V191H116V188L114 186V184H111L109 181V176H108V173H110L111 170H108V166L110 165L109 163H112V158L113 156L115 155L120 157V153L117 155V154H114L115 152V148L114 147L117 143L115 142V140L111 137V136H107V135H102L103 133ZM99 132V131H98ZM112 132V130H111ZM119 132V131H118ZM209 132V131H208ZM218 132H221L220 130ZM228 132V131H226ZM230 132V131H229ZM241 132V131H240ZM26 133V132H25ZM107 133V132H106ZM130 133V132H129ZM246 133V132H245ZM29 134V133H28ZM34 134V132H33ZM58 133H56L57 135ZM109 134V133H108ZM45 135V134H44ZM48 135V136H49ZM111 135V134H110ZM127 135V134H125ZM216 135V134H215ZM222 135V134H221ZM221 135L219 134L218 136L221 137ZM227 135V134H226ZM237 135V134H235ZM243 135V134H242ZM37 136V135H36ZM43 136V135H42ZM114 136V135H113ZM207 136V135H206ZM245 136V134H244ZM26 137V136H25ZM39 137V136H38ZM55 137V136H54ZM54 137L52 136L51 137V140L52 138L54 139ZM59 137V136H58ZM78 137V136H77ZM83 137V136H82ZM190 137H189V140H190ZM202 137V138H203ZM224 137V138H223ZM221 137V138H215L211 139V143L212 144H215L213 142H220V144L218 145L219 148L222 149L223 152H231L233 157H234V171H232V177H234V179L232 178V181H230L229 184L227 185H219L218 187H212L210 185V188H205V191L201 192L200 189L196 190L194 189L192 191L191 190H188L189 192H184L185 194L184 195H177V194H172L173 197H171L169 199V203L167 204L168 206V210H169V221H170V225H171V231H170V235H169V239H170V246H171V258H172V264H264V168L263 167H260L261 165H253L251 164V161H249V159L251 158V154H253V152H258L259 150H264V141L259 140L256 138V136L253 135V137L251 136H233V135H230V136H227L225 137V134L224 136ZM137 138V139H138ZM182 138V137H181ZM180 138V139H181ZM196 138V139H197ZM200 138V137H199ZM200 138V139H202ZM49 139V138H48ZM77 139V138H76ZM118 139V138H117ZM195 139V140H196ZM73 140V139H72ZM187 140V141H189ZM192 140V139H191ZM210 141V138L208 139ZM54 141V140H53ZM65 141V140H64ZM213 141V142H212ZM63 142V141H62ZM192 142V141H191ZM218 142V143H219ZM13 143V142H12ZM52 143V142H51ZM50 143V144H51ZM64 143V142H63ZM67 143V142H65ZM71 143V142H70ZM189 143V142H188ZM204 143V142H203ZM210 143V142H209ZM34 144V143H33ZM53 144V143H52ZM179 144V143H177ZM192 144V143H191ZM190 144V146H191ZM195 144V142H194ZM211 144V145H212ZM48 145V144H47ZM57 145V144H55ZM118 145V144H117ZM116 145V146H117ZM121 145V144H120ZM128 145V144H127ZM173 145V143H172ZM50 146V145H49ZM53 146V145H52ZM51 146V147H52ZM64 146V145H62ZM141 146V148H142ZM41 147V146H40ZM55 147V146H53ZM118 147V146H117ZM203 147V146H202ZM205 147V146H204ZM1 148V147H0ZM31 148V146H30ZM29 146L27 148H25L23 151H19L17 152L16 156H13L14 158L16 157V159L18 160L19 158L20 159H24V158H21L23 152L25 150L26 153L29 151L28 149H30ZM57 149V147H55ZM119 148V147H118ZM164 148V149H165ZM38 149V148H37ZM46 149V147H45ZM43 149V151L45 150ZM49 149V148H48ZM197 149V148H195ZM205 149V148H204ZM17 149L13 150V151H16ZM32 151V149H30ZM53 150V149H52ZM127 150V149H126ZM145 150V149H144ZM145 150V151H146ZM150 150V149H149ZM220 150V149H219ZM8 151V150H7ZM30 151V152H31ZM41 151V150H40ZM39 151V152H40ZM42 151V153H43ZM166 151V150H165ZM6 152V151H5ZM35 152V151H34ZM47 152V151H46ZM49 152H52V151H49ZM162 152V151H161ZM194 152V151H193ZM201 152V151H200ZM199 152V153H200ZM221 152V151H220ZM261 152V151H260ZM25 153V152H24ZM65 153V152H64ZM147 152H145L146 154ZM150 153H153V152H150ZM202 153V152H201ZM28 155L30 153H27ZM37 154V153H36ZM41 154V153H40ZM45 154V153H44ZM43 154V155H44ZM52 154V153H51ZM50 154V155H51ZM62 154V153H61ZM67 154V153H66ZM168 154H169V151H168ZM168 154H165L166 156ZM222 154V153H221ZM220 154V155H221ZM227 154V153H226ZM24 155V154H23ZM26 155V154H25ZM24 155V156H25ZM63 155V154H62ZM61 155V156H62ZM155 155V154H154ZM153 155V156H154ZM155 155V156H156ZM170 155V154H169ZM195 155V154H194ZM264 155V154H263ZM32 156V155H30ZM38 156V155H37ZM40 156V155H39ZM59 156V157H61ZM75 156V157H76ZM157 159V157H155ZM180 156V155H179ZM198 156V155H197ZM214 156V155H213ZM231 156V155H230ZM23 157V156H22ZM29 157V156H28ZM36 157V156H35ZM53 157V156H52ZM57 157V156H56ZM55 157V158H56ZM63 157L65 158L66 156L63 155ZM61 157V158H63ZM71 157V156H70ZM159 157V156H158ZM117 158V157H116ZM160 158V157H159ZM192 158H194V156H192ZM220 158H223V157H220ZM254 158V156L252 157ZM14 159V160H16ZM19 159V160H20ZM115 159V158H114ZM155 159V160H156ZM166 159V158H164ZM163 159V160H164ZM217 159V158H216ZM226 159V158H225ZM71 160V159H70ZM76 160V159H75ZM80 160V159H79ZM111 160V162H110ZM149 160V158H148ZM218 160V159H217ZM237 160V161H235ZM116 161V160H115ZM138 161V160H137ZM154 161V159H153ZM158 161V159H157ZM169 161V160H168ZM198 161V160H197ZM222 161V160H221ZM220 161V162H221ZM225 162V160H223ZM243 161V163H245L244 167L242 165H240ZM33 162V161H32ZM36 162V161H34ZM40 162V161H39ZM63 162V161H62ZM166 162V161H165ZM238 162H241V163H238ZM31 163V162H30ZM53 163V162H52ZM152 163V162H151ZM158 163V162H156ZM242 163V164H243ZM124 164V163H123ZM131 164V163H130ZM154 164V163H153ZM168 164V163H167ZM227 164V163H226ZM233 164V163H232ZM220 165V164H219ZM73 166V165H72ZM155 166V165H153ZM158 166V165H157ZM157 166H155L157 168ZM165 166V165H164ZM223 166V165H222ZM230 166V165H229ZM13 167V166H12ZM128 167V165H127ZM132 167V166H131ZM154 167V168H155ZM33 168V167H32ZM52 168V167H51ZM153 168V167H152ZM155 168V169H156ZM207 168V167H206ZM37 169V168H36ZM102 169V171H101ZM159 169V168H158ZM161 169V168H160ZM192 169V168H191ZM208 169V168H207ZM146 170V169H145ZM162 170V169H161ZM224 170V169H223ZM227 170V169H226ZM88 171V169H87ZM98 171V172H97ZM129 171V170H128ZM157 171V170H156ZM198 171V170H197ZM205 171V170H204ZM210 171V169H209ZM222 171V170H221ZM82 173V171H81ZM112 173V171H111ZM158 173H160V171H158ZM177 173V171H176ZM190 173V171H189ZM200 173V171H199ZM223 173V171H222ZM116 174V173H115ZM135 174V173H134ZM139 174V173H138ZM195 174V173H194ZM205 174V173H204ZM209 174V173H208ZM49 175V174H48ZM73 175V174H72ZM81 175V174H80ZM213 175V174H211ZM215 175V174H214ZM223 175V174H222ZM65 176V175H64ZM145 176V175H144ZM160 176V175H158ZM157 176V177H158ZM210 176V175H209ZM138 177V176H136ZM151 177V176H150ZM200 177V175L198 176ZM204 176H202L203 178ZM206 177V176H205ZM143 178V177H142ZM141 178V179H142ZM187 178V177H186ZM209 178V177H208ZM59 179V178H58ZM77 179V178H76ZM180 179V178H179ZM88 180V179H87ZM145 180V179H144ZM158 180V179H157ZM188 180V179H187ZM191 180V179H190ZM194 180V179H193ZM220 180V179H219ZM230 180V179H229ZM43 181V180H42ZM66 181V180H65ZM90 181V180H89ZM84 182V181H83ZM113 182V181H112ZM166 182V181H165ZM226 182V181H225ZM69 183V182H68ZM114 183V182H113ZM175 183V182H174ZM201 183V182H200ZM199 183V184H200ZM213 183V182H212ZM148 184V183H147ZM197 184V183H196ZM207 184V183H206ZM205 184V185H206ZM214 184V183H213ZM217 184V183H216ZM57 185V184H56ZM150 185V184H149ZM187 185V184H186ZM195 185V184H194ZM202 185V184H201ZM200 185V186H201ZM208 185V186H209ZM77 186V185H76ZM87 186V185H86ZM173 186V185H172ZM198 186V185H197ZM180 187V186H179ZM194 188H196V186H193ZM204 187V186H203ZM89 188V187H88ZM87 188V189H88ZM95 188V189H93ZM56 189V188H55ZM83 189V188H82ZM154 187L151 189L153 191ZM161 189V188H160ZM159 189V190H160ZM167 189V188H166ZM183 189V188H182ZM35 190V189H34ZM40 190V189H39ZM89 190V189H88ZM150 190V188L147 187V189H141L139 191L140 193V196L144 199H146L147 201H152V205L151 206H148V204H146L148 207H150L149 210L150 212H153V214L155 216L156 219H158L157 217L159 216L160 214V208L163 206V202H162V199H159L157 201H154L152 200L153 198V194L152 191ZM83 191V190H82ZM90 191V192H92ZM157 191V190H156ZM162 191V190H161ZM176 191V190H175ZM178 191V190H177ZM176 191V192H177ZM191 191V192H190ZM21 192V191H20ZM44 192V191H43ZM71 192V191H70ZM84 192V191H83ZM137 192V191H136ZM156 193V192H155ZM175 193V192H174ZM179 193V192H178ZM118 194H120L118 192ZM150 194L152 195V197L150 196ZM169 194V193H168ZM82 195V194H81ZM94 195V196H95ZM112 196V195H111ZM117 196V195H116ZM138 196V195H137ZM156 196V195H155ZM216 196H218L217 198L221 199V202L223 203V206L222 207H219L217 206L218 203H216ZM20 197V196H19ZM42 197V196H41ZM115 197V196H114ZM119 197V196H117ZM116 198V197H115ZM168 197H166L167 199ZM23 199V198H22ZM119 199V198H118ZM30 200V199H29ZM109 200V199H108ZM165 200V199H163ZM37 202V201H36ZM167 202V201H166ZM35 203V202H34ZM220 203V202H219ZM221 203V204H222ZM42 205V204H41ZM101 206V204H100ZM104 206H105V203H104ZM218 208H220L221 210V214H219L218 212ZM20 209V208H19ZM45 209V208H44ZM69 210V209H68ZM163 210V209H162ZM161 210V211H162ZM72 211V210H71ZM100 212V211H99ZM101 213V212H100ZM106 213V212H105ZM164 213V212H163ZM162 213V214H163ZM2 214V213H1ZM219 214V215H218ZM98 216H100L98 214ZM163 216V215H162ZM161 216V217H162ZM2 217V216H1ZM83 217V216H82ZM103 217V216H102ZM87 218V217H86ZM154 218V219H155ZM45 219V218H44ZM43 219V220H44ZM88 219V218H87ZM102 218H96L97 221H95L96 225L94 226V229L97 233V236H96V240H94L92 243L91 241L88 242L89 244H87L86 242L84 243V238L86 235L85 233V236L84 235H79L74 244L72 242L71 244V241L68 243H66L64 245V247L62 248V251L65 252L66 254H71V253H76L77 256H76V259L75 261L72 259V261H68V259L66 258H69L68 256L65 257V260L68 261V262H65L64 261H60L61 264H104L102 263L101 261V258H102V255L105 253L106 251V247H107V243H106V247H105V241L103 242V237H108L110 240H113V237L111 236L112 233L110 232H107L109 231V229H107V231L104 229L103 225L106 224L105 220H101ZM4 220V219H2ZM164 220V219H163ZM162 220V221H163ZM166 220V219H165ZM164 220V221H165ZM42 221V220H41ZM2 222V221H1ZM85 222V221H84ZM83 222V223H84ZM105 222V223H104ZM161 222V221H160ZM3 223V222H2ZM155 223V222H153ZM164 223V222H163ZM79 226V225H78ZM154 226V225H153ZM77 226H75L76 228ZM91 228V227H90ZM153 229V228H152ZM158 230V229H157ZM161 230V229H160ZM168 230V229H167ZM76 231V229H75ZM86 231V230H85ZM87 231H89L87 229ZM94 231V232H95ZM140 232V231H139ZM156 232V231H155ZM88 233V232H87ZM35 234V233H34ZM82 234V233H80ZM137 234V233H136ZM144 234V233H143ZM44 235V234H43ZM75 235V234H74ZM73 235V237H74ZM117 235V234H116ZM114 236V234H113ZM134 236V235H133ZM136 236V235H135ZM167 236V235H166ZM132 237V236H131ZM40 238V237H39ZM75 238V237H74ZM73 238V239H74ZM135 238V237H134ZM141 238V237H140ZM160 238V237H159ZM29 239V238H28ZM95 239V238H94ZM155 239V238H154ZM153 239V240H154ZM166 239V238H165ZM105 240V239H104ZM163 240V239H162ZM124 241V240H123ZM110 242V241H109ZM128 242V241H127ZM160 242V241H159ZM130 244V243H129ZM156 244V243H155ZM161 244V243H160ZM163 244V243H162ZM167 244V243H166ZM63 245V244H62ZM110 245H114V243L112 244H109L108 246ZM133 245V244H132ZM146 245V244H145ZM128 246V245H127ZM148 246V245H147ZM135 247L140 249V250H143L144 249V245L140 242V241H137L135 243ZM111 248V249H110ZM127 248V247H126ZM110 249V250H109ZM117 249V248H116ZM133 249V248H132ZM170 248H168L169 250ZM107 250H109V252L111 254L114 253V249H112V247L110 246ZM119 250V249H118ZM121 250V249H120ZM159 250V249H158ZM26 251V250H25ZM61 251V249H60ZM61 251V256H63L62 254H65ZM127 251V250H126ZM145 251V250H144ZM122 253V252H121ZM138 253V252H137ZM150 253V252H149ZM160 253V252H159ZM109 254V253H108ZM123 254V253H122ZM142 254V253H141ZM140 254V255H141ZM74 255V254H73ZM124 255V254H123ZM127 255V254H126ZM21 256V255H20ZM142 256V255H141ZM140 256V257H141ZM155 256V255H154ZM60 257V256H59ZM64 257V256H63ZM139 257V258H140ZM150 257V256H149ZM168 257V256H167ZM122 258V257H120ZM170 258V257H169ZM10 259V258H9ZM60 259V258H59ZM112 259V258H111ZM117 259V258H116ZM42 260V259H41ZM55 260V259H54ZM103 260V259H102ZM114 260V259H113ZM117 260H120L119 258ZM115 261V264H119V261ZM170 260V259H169ZM39 262V261H38ZM104 262V261H103ZM149 262V261H148ZM153 262V261H152ZM170 262V261H169ZM56 264V262H55ZM123 264V263H122Z\"/></svg>",
    "mask_w": 264,
    "mask_h": 264
}]
</instances>
